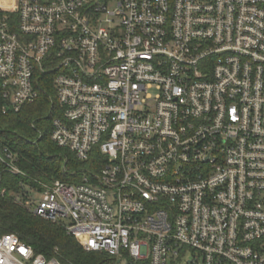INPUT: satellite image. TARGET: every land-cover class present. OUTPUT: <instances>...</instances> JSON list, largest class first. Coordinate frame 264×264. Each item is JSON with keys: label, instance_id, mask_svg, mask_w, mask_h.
Returning <instances> with one entry per match:
<instances>
[{"label": "built area", "instance_id": "2783aa9c", "mask_svg": "<svg viewBox=\"0 0 264 264\" xmlns=\"http://www.w3.org/2000/svg\"><path fill=\"white\" fill-rule=\"evenodd\" d=\"M40 73L52 140L105 163L35 215L118 264H264V0H0L4 111ZM0 264L63 263L0 232Z\"/></svg>", "mask_w": 264, "mask_h": 264}, {"label": "trees", "instance_id": "16d2710c", "mask_svg": "<svg viewBox=\"0 0 264 264\" xmlns=\"http://www.w3.org/2000/svg\"><path fill=\"white\" fill-rule=\"evenodd\" d=\"M54 76H36L40 97L19 112L4 111L7 101L0 82V152L6 147L14 152L22 171L13 173L0 161V232L18 235L37 254L63 264H118L105 251L87 250L62 222L37 216L26 205L32 195L44 191V184L55 180L78 183L88 170L98 172L105 163L97 150L89 160L82 161L52 140L53 119L61 114Z\"/></svg>", "mask_w": 264, "mask_h": 264}, {"label": "rangeland", "instance_id": "374dc122", "mask_svg": "<svg viewBox=\"0 0 264 264\" xmlns=\"http://www.w3.org/2000/svg\"><path fill=\"white\" fill-rule=\"evenodd\" d=\"M68 222V221H67Z\"/></svg>", "mask_w": 264, "mask_h": 264}]
</instances>
